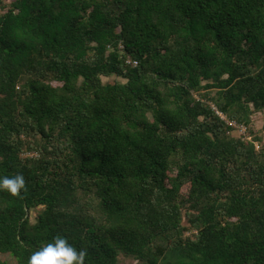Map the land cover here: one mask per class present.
<instances>
[{
    "label": "trees",
    "instance_id": "trees-1",
    "mask_svg": "<svg viewBox=\"0 0 264 264\" xmlns=\"http://www.w3.org/2000/svg\"><path fill=\"white\" fill-rule=\"evenodd\" d=\"M261 111L264 0H0V264H264Z\"/></svg>",
    "mask_w": 264,
    "mask_h": 264
},
{
    "label": "clouds",
    "instance_id": "clouds-1",
    "mask_svg": "<svg viewBox=\"0 0 264 264\" xmlns=\"http://www.w3.org/2000/svg\"><path fill=\"white\" fill-rule=\"evenodd\" d=\"M25 178L22 174L0 177V190L13 196L25 189ZM87 252L69 242L67 237L57 235L54 239L31 253L28 264H86Z\"/></svg>",
    "mask_w": 264,
    "mask_h": 264
},
{
    "label": "rangeland",
    "instance_id": "rangeland-1",
    "mask_svg": "<svg viewBox=\"0 0 264 264\" xmlns=\"http://www.w3.org/2000/svg\"><path fill=\"white\" fill-rule=\"evenodd\" d=\"M252 119H253V129L256 132V134L263 135L264 134V111L256 112L252 116ZM235 129L236 130L233 132V135L235 136L241 135V136H244L248 140L251 139V136H248V128H247L246 133H243L242 131H240L239 128H235ZM37 212L38 210L32 211V221H35V216ZM4 258L10 260L13 263L15 262V259L8 254L4 255Z\"/></svg>",
    "mask_w": 264,
    "mask_h": 264
},
{
    "label": "built area",
    "instance_id": "built-area-1",
    "mask_svg": "<svg viewBox=\"0 0 264 264\" xmlns=\"http://www.w3.org/2000/svg\"><path fill=\"white\" fill-rule=\"evenodd\" d=\"M121 47H123L121 45ZM128 62L130 64H133V65H137L138 64V60H134V59H129ZM219 113V115L229 124L231 125L233 128H239L240 131H242L243 133H246L247 131V126L243 125V124H239L237 123L236 121L234 120H230L228 119L225 115H223V113H221L220 111H217Z\"/></svg>",
    "mask_w": 264,
    "mask_h": 264
}]
</instances>
